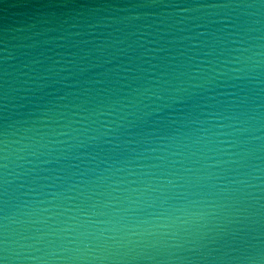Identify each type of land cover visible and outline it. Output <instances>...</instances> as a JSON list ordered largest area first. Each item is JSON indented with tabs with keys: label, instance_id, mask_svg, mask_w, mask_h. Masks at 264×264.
I'll return each instance as SVG.
<instances>
[{
	"label": "clouds",
	"instance_id": "9594fccd",
	"mask_svg": "<svg viewBox=\"0 0 264 264\" xmlns=\"http://www.w3.org/2000/svg\"><path fill=\"white\" fill-rule=\"evenodd\" d=\"M0 264H264V0H0Z\"/></svg>",
	"mask_w": 264,
	"mask_h": 264
}]
</instances>
